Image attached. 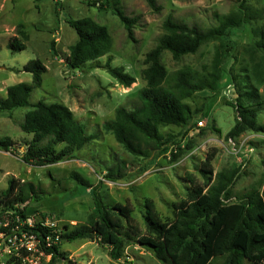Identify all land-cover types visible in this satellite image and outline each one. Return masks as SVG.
<instances>
[{
    "label": "rangeland",
    "instance_id": "374dc122",
    "mask_svg": "<svg viewBox=\"0 0 264 264\" xmlns=\"http://www.w3.org/2000/svg\"><path fill=\"white\" fill-rule=\"evenodd\" d=\"M86 1L0 0V98L11 84L32 85L31 73L23 70L29 60L37 58L46 67L40 86L32 87L28 105L12 113L0 112V138L9 136L16 143L12 150L0 149V192L11 177L32 181L44 194L39 202L26 206L28 222L45 221L58 227L83 224L96 215V192L105 204H129L132 215L143 228L146 200L152 202L161 219L171 220L175 216L174 203L188 199L195 185L206 191L217 182L219 172L237 170L227 202L237 201L253 189L262 191L264 130H245L228 137L236 111L227 101L236 97L230 77L234 75L238 87L247 85L258 91L257 122L264 127V85L256 82L251 71L261 57L252 29L264 26V16L233 28L223 45L217 40L207 41L196 52L178 59L172 58L169 51H162L160 62L170 77L178 70L206 72L217 47L225 53L222 59L225 70L216 93L201 90L184 99L193 111L188 124L160 127L163 133L175 136L180 147L173 143L164 151L151 150L150 156L141 157L125 150L104 130L103 123L114 118L118 106L130 110L140 104L138 92L145 85V54L162 34V21L171 15L179 22L206 30L217 24L216 13L230 12L241 0H156L158 11H153L145 0H120L125 14L136 18L132 28L134 40L127 36L123 23L110 8ZM246 2L264 8V0ZM86 16L107 28L111 48L97 60L71 69L65 57L76 34L67 19ZM19 29L28 39L24 41V49L14 51L9 41L13 37L21 38ZM51 41L56 54L50 50ZM107 60L111 66H122L135 81L129 87L118 83L104 68ZM38 100L65 104L86 133H97V138L76 151L73 158L40 166L25 163L21 155L32 135L22 131L20 124L25 112ZM209 153H214L211 179L200 171ZM72 173L82 176L86 184L71 178ZM12 244L13 249V245L0 243V264H8V255L17 250L14 240ZM26 244L31 248H27L30 253L25 257L28 264H164L134 241L125 246L120 259L111 258L109 248L94 236L63 241L60 249L65 257L52 258L39 253L27 237L19 240L18 247ZM222 260V257L214 258L211 264H220Z\"/></svg>",
    "mask_w": 264,
    "mask_h": 264
},
{
    "label": "trees",
    "instance_id": "16d2710c",
    "mask_svg": "<svg viewBox=\"0 0 264 264\" xmlns=\"http://www.w3.org/2000/svg\"><path fill=\"white\" fill-rule=\"evenodd\" d=\"M86 2L110 8L123 23L127 36L134 40L132 28L136 18L125 14L120 0ZM145 2L153 11L160 9L156 0ZM263 16L264 8L252 7L246 0H241L226 14L216 13L217 24L206 30L179 22L171 15L166 16L162 21V34L145 54L147 66L143 70L145 85L138 92L140 104L130 110L118 106L114 118L103 123L104 130L110 132L125 150L141 157L150 156L151 150L164 151L173 143L180 147L179 140L172 134L163 133L160 127L185 126L192 119L193 111L184 99L201 90L217 92L225 70L222 63L225 53L217 47L210 68L204 73L178 70L170 77L160 62L162 51L167 50L172 58L178 59L196 52L207 41L217 40L223 45L233 28ZM67 23L76 34V40L69 46L65 57L69 68L79 69L85 62L97 60L110 51L111 36L104 25L89 16L69 18ZM252 30L256 38L255 47L261 57L254 62L251 71L256 82L264 85V26H256ZM18 32L21 38L13 37L9 41V47L14 51L24 49V41L28 39L24 31L19 29ZM50 50L56 54L54 41L50 43ZM104 68L124 87L135 81L122 66H111L108 60ZM23 70L31 73L32 85L25 82L9 85L6 95L0 98V112L12 113L16 108L28 105L32 87L40 86L46 67L35 58L25 63ZM230 77L236 87V97L228 100L227 104L235 109L236 115L227 136L234 137L245 130H264L257 122L258 91L247 85L238 87L236 77ZM20 128L32 135L21 158L25 163L36 166L73 158L76 151L97 138V133H86L70 108L60 102L38 100L32 109L25 112ZM15 144L9 136L0 138L2 150H12ZM213 157L214 153H209L200 169L202 174L209 175V179L213 173ZM70 176L86 184V180L77 173ZM236 176V169L219 172L217 182L206 191L195 185L188 199L174 203L175 216L171 220L161 219L152 202L146 200L143 228L132 215L133 209L129 204H105L96 192L97 214L91 215L83 224L58 227L45 221L30 223L26 206L39 202L44 191L32 181L11 177L7 187L0 192V216H4L0 219V243L13 245L12 239L15 238L17 250L8 255V264H28L25 257L30 252L18 244L23 236L29 235L35 237L39 253L52 258L65 257L60 249L63 241L94 236L109 248L113 259H120L125 246L134 241L164 264H211L217 257L223 258L220 264H245V261L264 264V188L262 191L253 189L239 200L227 202L230 185Z\"/></svg>",
    "mask_w": 264,
    "mask_h": 264
},
{
    "label": "built area",
    "instance_id": "2783aa9c",
    "mask_svg": "<svg viewBox=\"0 0 264 264\" xmlns=\"http://www.w3.org/2000/svg\"><path fill=\"white\" fill-rule=\"evenodd\" d=\"M46 224H50V223H46ZM50 225H54V224H50ZM23 237H27V239L28 240H30V241H32L33 243H35V237L33 236V235H29V236H23ZM15 238H13L12 239V243H13V240H14ZM9 241H11L10 239H9ZM26 248H28L29 250H31V248H30V246L29 245H24Z\"/></svg>",
    "mask_w": 264,
    "mask_h": 264
}]
</instances>
